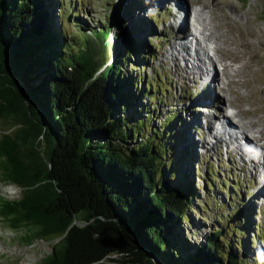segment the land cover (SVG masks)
<instances>
[{"label": "trees", "instance_id": "1", "mask_svg": "<svg viewBox=\"0 0 264 264\" xmlns=\"http://www.w3.org/2000/svg\"><path fill=\"white\" fill-rule=\"evenodd\" d=\"M60 1L0 0V114L9 126L0 131V183L19 189L0 197V223L24 233V244L53 241L39 264H247L246 252L237 255L243 235L256 232L246 205L227 215L230 230L219 218L200 242L182 232L197 185L181 167L194 151L178 153L171 138L186 121L173 114L151 128L143 101L167 88L158 74L155 84L133 72L153 56L159 16L131 26L144 0H119L109 54L110 23L74 43ZM187 131L179 135L191 144ZM214 172L207 167V192Z\"/></svg>", "mask_w": 264, "mask_h": 264}, {"label": "rangeland", "instance_id": "2", "mask_svg": "<svg viewBox=\"0 0 264 264\" xmlns=\"http://www.w3.org/2000/svg\"><path fill=\"white\" fill-rule=\"evenodd\" d=\"M185 1L198 2L200 4L204 3L209 7L214 3V0ZM215 1L218 2V6L214 9V21L208 13H204L201 16L205 19L204 23H201L203 32L201 29L198 30V40L201 41L199 45L202 48H204L203 46L208 47L206 42L210 41L211 45L209 44V47H214V50L216 47L221 49V51L218 52L219 56L216 53V55H214L212 50H209V53L212 55V61L214 62L217 58L219 60L220 57V59L224 60V64H227V60L224 59L226 58L224 57L226 53L237 55L240 61L238 64H233H236L234 67L237 68V70L234 71V77L238 79L232 78L233 76L228 73V71L232 69L231 65L227 64L229 65V69L225 71V74L218 69L219 78L222 79L223 83H227V85L224 86V91H219L218 95L213 91L214 84L212 85V90H210L211 94H208V92H203L204 88L201 85L202 83H200L202 80H197L195 78L194 81L191 78L187 80L186 74L181 70V68L184 67L183 60L180 58L181 56H178L179 60L177 59L176 64H173L171 61L170 55L172 52L169 49L171 41L173 40V37H171L173 29L169 28L166 23L163 24V32L165 34L162 33V27L159 25V27L154 30L156 35L152 32L153 36L151 35L149 38V41L153 45V56L151 58L149 56L145 60L147 66L144 65L146 64L145 62L139 63L138 67L133 68V72L139 77H146V80H155V84V77L158 74L162 76V85L167 88V92L164 94L158 93L156 95L157 105H155V100H152V102L148 100L143 101L146 108L152 110V117L150 118L152 123L151 128L162 130L163 121L173 114L177 116L176 118L181 117L188 123V125H186L187 127H181L179 125L177 132L174 133L171 138V146L176 148L178 153H190V150L192 152L194 151V154L192 153L193 158H188L187 161L182 163L181 167V171L186 173L190 180L194 179L197 185V187H195L197 194L193 205V211L189 212L191 222L182 224V232H184L185 236L190 240H192V236H195L194 238L197 242H200V238L215 228L216 225L214 223L216 219L219 218H222L219 225L223 226L226 224L225 227L230 230L235 224L234 222L228 221V218H226L227 215L235 208L246 205L247 208L249 210L251 209L254 213H252L250 219L256 223V232L250 227V230L243 235V250L239 249V251L236 252L238 256L241 255L242 252H246L247 256L245 258V263L247 264H264V242L262 243V238H260L262 236L261 234L264 235V204L261 203V197L256 194L260 185L258 182H255V177L252 172L248 170L243 161L246 160V158L240 159L234 152L233 154L230 153V155H233L232 157H230V155L227 157L224 156L223 145H221V148H208L207 151L204 152L202 150L204 148L202 144L204 143V146L208 145L206 142L209 140L203 139L201 143L199 139L200 136H193L192 131L196 125L194 122L195 120L198 119L199 124L203 125V123H205L204 117L207 118L212 116L214 112L217 114L216 116L227 115L225 113V107L231 105L235 108L234 110H236L234 112H238V117L242 120L241 122L247 125L246 127H248L249 122L253 123L249 125V128L253 130L252 134L256 138L262 135V144H264V0ZM118 2L119 0H61V10L58 11L63 24L65 37L72 40L74 43L78 41L82 44L88 40V37H94L95 33L102 31L105 24L110 23L111 38L108 42L109 45L107 49L109 54L112 52L114 53L116 49L114 39L120 31L119 21L122 20V17L117 13ZM163 2L165 1L158 3L157 0V4H155L153 0H146L144 5L146 3H148V5L146 8L143 5L144 9L141 7L143 12H141L140 9L136 12V15L132 17L130 15V18L127 19L129 21L128 23L133 26L136 24L135 21H138L142 17L145 18L157 15V8ZM217 12L220 13V18L219 14L216 18ZM224 16H227V18ZM163 17L164 13L162 12L160 22H163ZM143 28L144 27H142V29ZM221 28V31H217ZM218 35L220 36L218 40H216L214 36ZM212 36L214 38H211ZM141 37L147 38L144 33H141ZM98 38L99 39L96 40V45L99 44V41L102 42L101 34L98 35ZM230 38L235 41L234 44H231ZM201 58L204 60V57ZM207 60L208 59H206V61ZM190 65L189 63V66ZM200 67L203 66L201 65ZM208 89H210V87H208ZM206 94L216 100L220 99V104L218 101L216 102L217 106H221L220 109H216L217 107L215 106H209L208 102L207 105L201 104L205 101L204 96ZM151 106H154V108ZM217 110H220V112ZM239 118L237 119L238 121ZM256 121L260 125L258 129H255L256 126L254 123ZM189 126L190 130H188ZM0 127L2 129L0 130L2 134L5 133L6 129L9 127L3 120L1 114ZM182 129L188 130L187 132L190 135L192 144H189L187 141L188 139L185 141L181 140V135H179V133ZM243 131L248 137L250 136L249 129H244ZM204 134L205 131L203 129L201 138H203ZM225 139L226 137H223L222 141H225ZM251 140H253V138H251ZM218 149H220L221 152H218ZM260 160H262V158ZM248 164L247 162V165ZM207 167H213L216 172H214V180L217 179L216 183L213 182V186L210 188L209 192H207V188L204 189L203 187L205 185L204 180H206L205 175ZM244 167L246 169H244ZM217 171H219V173ZM252 176L253 179H251ZM223 179H226L224 186H222ZM257 180L261 182L262 178H257ZM233 185L234 188L232 189L231 187ZM18 195L19 191L17 192L15 188H8L0 183V197L12 199L18 197ZM23 235L24 233L10 231L0 223V264H39L43 257L51 252L53 241L38 239L28 245L21 242L20 238L23 237Z\"/></svg>", "mask_w": 264, "mask_h": 264}, {"label": "bare ground", "instance_id": "3", "mask_svg": "<svg viewBox=\"0 0 264 264\" xmlns=\"http://www.w3.org/2000/svg\"><path fill=\"white\" fill-rule=\"evenodd\" d=\"M153 1L155 2V4H157L156 3L157 0H153ZM161 1H166V2H169L170 4V16L167 18V21H169L167 23L173 28V36H172L173 40L171 41L170 49H169L173 53V54L171 53L170 55L171 61L173 62V64L174 63L176 64L178 56H181L180 58L183 60V66H184L183 68H181V70H183V72L186 74L187 80H189L190 78L193 79V81H194V78L197 80H202V82L200 83H202L201 85L204 88V92L206 91L208 92V94H211L210 90H212V85L214 84L215 86H214L213 91L216 92L218 95L219 91H224V86L227 85V83L226 84L223 83L222 79L219 78L218 72L216 70V65L208 57V55L202 50V48L199 45V42L197 40L196 42L193 41V37L190 33V29L187 26V16L192 12V9L196 11V19L199 21L200 24L202 22L204 23L205 18L201 17L204 13H208L211 19L213 20L214 9L215 7L218 6V2L214 0V3L211 4V6L209 7L207 4H204V3L200 4L198 2H191V1L187 2L185 0H158V3H160ZM165 4L167 5V3ZM218 14L220 18L221 15L218 12L216 13V18ZM224 17L227 18V16H224ZM215 28H216V25H215ZM221 30L222 28L217 31H221ZM219 36L220 35L214 36V37L216 40H218ZM214 37L212 36L211 38H214ZM234 43L235 41L231 39V44H234ZM214 51L219 56L218 52H220L221 49L216 47ZM200 56L204 57L205 61L206 59H208L206 63L204 60H202ZM224 57H226L224 59L227 60L226 62L227 64L232 66V69L228 71L229 65L224 64L223 62L224 60L220 59L219 57L218 63H220L219 66L222 69L221 71L224 72V74H225V71H228V73L233 76L232 78L238 79L234 77V71L237 70V68L234 67V65L236 64H233V63L238 64V62L240 61L239 57L237 55H232L230 53H226ZM229 61L232 63H230ZM189 63L191 64L190 66H189ZM201 65L203 67H200ZM226 79H227V76H226ZM208 87H210V89H208ZM215 88H217L218 90ZM217 101L220 104V99L216 100L215 98L209 97L204 102L202 101L203 103L201 102L200 103L202 105H207V102H208L209 106H212V107L215 106L217 107L216 109H220L221 106H217V103H216ZM229 106L235 109L231 105ZM229 114L223 115L222 116L223 119L219 121L220 122L219 124H221V128L216 131L219 132L222 130L220 132L221 133L220 136H216L218 132L213 131L212 125L213 123H215V121L212 122L211 120L212 117H207V118L204 117L205 123H203V125L199 124L198 119L194 121L196 124L195 127L198 128V131L200 134H201V131H203L204 129L205 134H204L203 139L209 140L206 142L208 145L204 146V143L202 144V147H204L202 150L205 152L207 151L208 148L210 149L211 146L221 144L224 146L225 155L227 154V151L225 150V147H226L229 154L230 153L233 154L234 152L235 154L238 155L240 159L246 158L245 161L249 163L248 164L249 169L252 171V174L256 179L255 182L256 183L258 182V184L260 185L258 187V192L256 194L261 197L260 198L261 203L264 204V157H262V160L249 159L246 157L243 151V146L245 144L253 145L256 147L264 146V144H262V141H263L262 135H259L256 138L252 134L253 130L249 128V125L253 123L249 122L248 127H246L247 125L242 123L241 122L242 120L238 117V112L231 111ZM238 118H239V121L237 120ZM232 120H235V121H232ZM257 121L254 123L256 126L255 129L260 128V125L258 124ZM244 129H249L250 131L249 137L247 136L246 133H244L243 131ZM223 137H226L225 141H222ZM250 137L253 138L254 141L251 140ZM257 178H262L261 182L260 180H257Z\"/></svg>", "mask_w": 264, "mask_h": 264}, {"label": "clouds", "instance_id": "4", "mask_svg": "<svg viewBox=\"0 0 264 264\" xmlns=\"http://www.w3.org/2000/svg\"><path fill=\"white\" fill-rule=\"evenodd\" d=\"M262 149H264V146L256 147V146L247 145V144L243 146V151L246 157L249 159H253V160H260L262 157H264V150Z\"/></svg>", "mask_w": 264, "mask_h": 264}, {"label": "built area", "instance_id": "5", "mask_svg": "<svg viewBox=\"0 0 264 264\" xmlns=\"http://www.w3.org/2000/svg\"><path fill=\"white\" fill-rule=\"evenodd\" d=\"M12 187L15 188L17 190V192L19 191V189L16 186H12ZM8 188H11V186Z\"/></svg>", "mask_w": 264, "mask_h": 264}]
</instances>
